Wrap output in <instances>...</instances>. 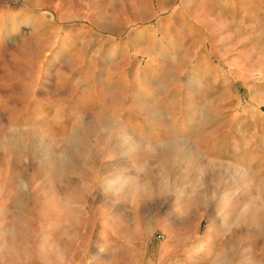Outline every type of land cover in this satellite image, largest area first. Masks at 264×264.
I'll return each mask as SVG.
<instances>
[{"label":"rangeland","instance_id":"374dc122","mask_svg":"<svg viewBox=\"0 0 264 264\" xmlns=\"http://www.w3.org/2000/svg\"><path fill=\"white\" fill-rule=\"evenodd\" d=\"M262 215L264 0H0V264H264Z\"/></svg>","mask_w":264,"mask_h":264},{"label":"crops","instance_id":"0c3cea01","mask_svg":"<svg viewBox=\"0 0 264 264\" xmlns=\"http://www.w3.org/2000/svg\"><path fill=\"white\" fill-rule=\"evenodd\" d=\"M153 256L143 258H124L121 256L78 255L72 258L70 264H159Z\"/></svg>","mask_w":264,"mask_h":264},{"label":"bare ground","instance_id":"6f19581e","mask_svg":"<svg viewBox=\"0 0 264 264\" xmlns=\"http://www.w3.org/2000/svg\"><path fill=\"white\" fill-rule=\"evenodd\" d=\"M76 146H78V145H76ZM76 149V148H75ZM79 149V148H78ZM77 150V149H76ZM65 160V159H64ZM63 162V161H62ZM66 162V161H65ZM262 216H264V215H262ZM260 218V217H259Z\"/></svg>","mask_w":264,"mask_h":264},{"label":"built area","instance_id":"2783aa9c","mask_svg":"<svg viewBox=\"0 0 264 264\" xmlns=\"http://www.w3.org/2000/svg\"><path fill=\"white\" fill-rule=\"evenodd\" d=\"M160 237H161V238H163V236H162V235H160Z\"/></svg>","mask_w":264,"mask_h":264}]
</instances>
